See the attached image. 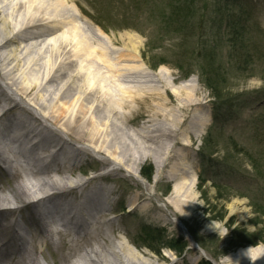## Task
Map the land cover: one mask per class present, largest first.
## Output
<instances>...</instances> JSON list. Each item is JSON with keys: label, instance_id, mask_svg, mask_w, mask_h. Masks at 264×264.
I'll use <instances>...</instances> for the list:
<instances>
[{"label": "rangeland", "instance_id": "obj_1", "mask_svg": "<svg viewBox=\"0 0 264 264\" xmlns=\"http://www.w3.org/2000/svg\"><path fill=\"white\" fill-rule=\"evenodd\" d=\"M51 4L47 2L45 7L34 11L37 18H40L37 24L41 21L54 22L68 17L79 26L86 38L93 42L91 44L96 46L108 44L107 50L110 54L119 53L117 54L119 56L126 50L130 51L132 47L139 49V59L123 58V61H115L117 68H114V73L106 66L100 55L96 56L97 59L94 57L96 64L94 69L100 71L95 74L96 79L100 80L98 86H105V90H109L112 95L111 99L118 101L119 93L128 96L138 89L143 91L152 86L162 85L155 76V73L162 70L164 76L162 80L166 84L173 83L174 86H178L181 83H189L184 93L202 101L197 113L200 120H208L210 123L204 135L197 139L194 134H189L191 123L189 120L185 121L177 136L182 143L189 146L177 148V160H170L164 167L166 178L154 183L159 152L167 146L165 136L170 131L167 118L171 120L176 112L172 110L168 113V109L176 108V102L166 107L164 111L159 110V107L153 109L148 104L151 96L138 98V101L145 100L146 104L137 106L139 112L136 107L124 110L129 120L122 126L123 128L116 126L110 128L104 123V117L107 116L103 113L99 116L96 114L97 119H100L99 130L106 134L97 133L94 139L111 153L106 152L102 156L92 154V157L82 158L74 176L88 179L103 175L110 180L108 186L117 191L115 197L117 204L113 210L118 214L114 219L117 234L121 238L125 237L123 239L126 241L127 237L132 242L130 246L133 249L147 251L155 258L163 257L162 264L203 263L202 259H199V253L194 252L193 248L182 257L175 256L167 249L159 254L156 252L162 246H166L169 240L184 235L180 227L172 221V217L181 218L180 213H175L169 206L166 209L165 204L172 196L175 185L169 176L175 169V163L180 160L188 167L189 176L195 184L193 193L188 190L185 192L187 195L184 196L185 199L183 198L184 201L179 208L181 214L187 216L183 223L189 234L208 258L216 263L240 250L242 247L231 250L228 248L235 241L246 240L247 234L256 232L252 224L256 216L254 205H258L260 209L264 206V0H73L72 12L66 10L67 16ZM12 5L13 0H0V11L6 16V21L12 13ZM26 10L27 8L17 11L14 15L17 19L12 20L13 25L10 24L6 28L10 37L16 36V39L13 43L7 44L4 51L11 55L13 73L24 72V76L36 87L31 97L33 102L37 103L35 106L44 109V101L47 100L49 108L45 109L53 114L61 102L62 92L59 89L62 83L55 80L53 76L55 71L50 73L49 67L53 66L51 60L55 63L59 60L57 55L59 48L56 44L59 43V39H55L56 33L53 36L45 34L38 39L36 45L32 43L35 40H25L23 32L27 26L24 24L28 22ZM77 19H80V22ZM18 23L23 27L20 28L19 25L16 28ZM70 28L72 27L65 29L70 32ZM93 28H99L111 37L112 45L108 43L106 36L98 37L99 40L95 39L90 30ZM238 28L248 33V53L246 49L245 53L249 56L246 55V58L241 57V53L236 50L234 34ZM20 31L22 35H19ZM34 33L35 31H27L30 37L35 35ZM231 42L235 43L234 51ZM31 44H33L30 48L31 53H24V47ZM213 48H216V51L211 52ZM72 50L73 47L69 44L68 54H64L68 59L63 61L70 63L71 70L74 68L73 65L79 63L77 60L70 62L73 59ZM211 55L213 67L208 78L218 85L219 89H223V100L213 97L206 84L204 74L206 69L202 70L205 60L206 63H211ZM59 65L62 64L54 65V70H59ZM135 69H140L141 73L135 72ZM6 72H11V67L6 66ZM114 74L117 75L116 78L113 77ZM131 75L136 79H133L132 83ZM17 79L22 82L19 77ZM148 93L147 91L146 94ZM75 97V92L72 91L65 94L62 100L70 108ZM41 98L44 101L41 102ZM91 113L92 111L88 113L87 119ZM87 122L92 124L93 121ZM40 124V131L44 136L50 140L60 137L63 144H66L59 152V157L71 149L82 147L81 144L77 146L74 141L62 135L58 126L52 123ZM198 128L201 129L196 127V130ZM141 129L143 133L140 132ZM260 129L261 135L257 132ZM4 136L8 138L7 135ZM114 141L118 144L119 150L115 145L114 148L111 147L110 144ZM124 144L127 146L126 150L122 149ZM137 147L145 150L141 154L140 164L135 162L140 156ZM85 148L88 149L87 146ZM41 154V151H37L35 156ZM112 154L129 160L126 162L136 166V172L139 171L140 177L133 178L125 170L119 171V175L112 174L116 169L109 161ZM150 166L154 171L152 182L145 180L141 175L144 167L146 169ZM0 180L7 185L15 183V180L7 177L1 167ZM144 181L148 184L146 187ZM238 199L246 203L249 211L246 220H242L237 213L230 210V205ZM127 200H137L136 211L130 212ZM20 205L28 206L26 203L17 206ZM151 206L154 207L153 210ZM190 206L193 210H190ZM142 209L151 210V213L142 216L148 213L142 214ZM29 210L31 208L28 206L16 217L18 223ZM112 217L110 214L109 218L113 219ZM231 220L233 222L230 225ZM261 227L264 228L263 225ZM236 231H241V235H238V240L230 241L234 237L232 233ZM146 246H152L156 251ZM258 246L264 247V243ZM48 254L50 257L53 253ZM50 259L53 260L52 257Z\"/></svg>", "mask_w": 264, "mask_h": 264}, {"label": "bare ground", "instance_id": "obj_2", "mask_svg": "<svg viewBox=\"0 0 264 264\" xmlns=\"http://www.w3.org/2000/svg\"><path fill=\"white\" fill-rule=\"evenodd\" d=\"M47 2L49 5L52 2L51 5L54 4L53 7L66 16V10L72 12L73 0H13L12 13L8 16V21H6L4 13L0 11V167L3 168L7 177L15 180L13 185H7L0 180V264H162L163 257L155 258L147 251L135 250L130 246L132 242L127 237L126 241L125 237L123 239L117 234L118 230L114 219L118 214L113 212L117 204L115 201L117 191L108 186L110 180L107 176L97 175L83 179L80 176H74V172L82 158L92 157V154L102 156L106 152L111 153L110 150L103 148L97 139H94V135L97 133L106 134L103 130H99L100 119H97L96 114L99 116L103 113L104 116H107V118L104 117V123H107L110 128L115 126L123 128L122 126L129 120V116L124 110L145 105V100L138 101V98L151 96L149 99L151 101L148 104L153 109L159 107V110L164 109L165 111L166 107L172 106L175 102L177 104L176 108L168 109V113L172 110L176 112L171 120L167 118L170 125V131L165 136L167 146L159 152L156 161L154 183H159L163 178H166L164 167L167 162L177 160V148L189 146V144L182 143L177 136V132L185 121L189 120L191 128L188 132L190 135L194 134L197 139L204 135L207 126H209L208 120H200L197 113L199 107L202 106V101L184 93L189 87L188 82L178 86H174L173 83L166 84L162 80V77L164 78L162 70L155 73L162 85L152 86V88L143 91L138 89L129 93L128 96H122L119 93L118 101L111 99L112 95L108 92L109 90H105V86H98L100 80L96 79L95 74L100 71L94 69L96 67L94 57L97 59L96 56L100 55L106 66L114 73V68H117L115 61L123 58L137 60L140 58L139 49L132 47L130 51L126 50L119 56L117 55L119 53L110 54L107 50L108 44H99V46L91 44L93 42L87 39L78 28L79 26L68 17L54 22L41 21L40 24H37L40 18H37L34 11L45 7ZM24 8H27L28 15V22L24 24L27 27L23 32L25 40H35L37 42L33 41L32 43L36 45L38 39L45 34L53 36L56 33L57 38L55 39H59V43H56L59 48L57 52L59 60L57 63L51 60L50 63L53 66L49 67L50 73L55 71L53 74L55 80L62 83L59 89L62 92L61 102L53 114L45 109L49 108V101H44L43 98L40 100L44 101L45 110L35 106L37 103L33 102L31 97H33L32 91L36 87L29 82L28 77L24 76V72L13 73L11 55L4 51L7 44L13 43L16 39V36L10 37L6 28L12 24V20L17 19L14 16L15 13ZM46 20L47 18H45ZM77 20L80 22V19ZM19 25L20 28L23 27L21 23H18L16 28ZM66 27H72L70 32L66 31ZM28 30L35 31V35L30 37L27 34ZM90 30L96 37L95 39L99 40L98 37L106 36V40L112 45L111 37L101 29ZM21 31L19 35H22ZM12 33L14 34V30ZM69 44L73 47V59L70 62H76V60L79 62L78 65H73V70L69 69L71 67L69 62H63L68 59L64 57V54H68ZM32 45L25 46L24 53H31ZM37 49L40 51L38 47ZM31 60H34V55ZM58 63L62 64L59 65L60 69L54 70ZM6 66L11 67V72L7 73L8 69L6 72ZM135 72L141 73L140 69H135ZM113 77L116 78L117 75L114 74ZM131 78L130 82L132 83L134 79L132 75ZM72 91L75 92L76 97L69 108L62 99L65 94ZM147 91L148 94H146ZM86 109L89 112L92 111L88 119L89 112ZM137 112H139L138 108ZM68 119L75 120V122L70 123ZM87 120H92V124ZM40 122L58 126L62 135L74 141L77 146L81 144L82 147L76 146L77 148L71 149L64 156L59 157V152L66 147V144H63L60 137L50 140L44 136L40 131ZM196 127H201V129L196 130ZM140 132L143 133L142 129ZM4 135H7L8 138L6 139ZM94 140L98 143L95 144ZM110 145L112 148L115 145L118 149V144H115V141ZM126 147L125 144L122 145L123 150H126ZM137 148V153L140 156L135 162L140 164L141 154L145 150L141 147ZM37 151H41L42 154L35 156ZM127 155L130 156L128 152ZM119 157L112 154V158H109L111 166L116 168L112 174L119 175V171L125 170L133 178L140 177L139 171L136 172V166L127 163L126 161L129 160H125L124 157L122 159ZM175 164L176 170L174 169L169 176L170 180L175 183L173 194L165 201V204L167 205L166 209L169 206L175 213H180L181 218L172 217V221L184 233L183 237L176 239H183L188 246L182 254L166 247L160 249V252L167 249L175 256L182 257L185 252H189L193 248L194 252L199 253V259H202L203 263L236 264L238 261L239 264H252L243 254L250 249L245 248L246 246L242 247L243 249L238 247L241 249L216 263L208 258L205 251L192 238L183 223L187 216L181 214L179 208L184 201V196L187 195L185 192L188 190L193 193L195 184L189 176L188 167L184 166L180 160ZM142 177L149 181L143 175ZM143 184L145 187L148 185L145 181ZM136 201H126L131 208V213L138 208ZM23 203L28 204L31 208L29 214L21 219V223H25L29 227L26 233L16 218L28 207L17 206ZM48 203H51L55 208L54 214L51 210L49 212L46 207ZM151 208L154 209L153 206ZM190 210H193L192 206H190ZM230 210L232 213H237L242 220L248 218L249 211L243 200H235L230 205ZM141 213H147L142 215L146 216L151 213V210L142 209ZM110 214L113 215V219L109 218ZM251 247L253 250H264V247L258 245ZM146 248L156 251L152 246H146ZM156 252L159 254L158 251ZM48 253H53L50 256L53 260L48 257ZM255 264H264V255L260 256Z\"/></svg>", "mask_w": 264, "mask_h": 264}, {"label": "trees", "instance_id": "obj_3", "mask_svg": "<svg viewBox=\"0 0 264 264\" xmlns=\"http://www.w3.org/2000/svg\"><path fill=\"white\" fill-rule=\"evenodd\" d=\"M236 36V50H238L241 53V57L246 58V55L249 56L248 54V47H247V36L248 33L247 31L238 28L234 34ZM232 43V42H231ZM235 45V43L233 42L232 45ZM234 45H233V49L232 51H234ZM245 49H246V53H245ZM212 51H216V48H213L211 50ZM203 53V52H202ZM215 54V53H213ZM205 55V54H204ZM205 57L207 58V55H205ZM211 63H206V60L204 61V65L202 66V70L204 71L205 69V76H206V84L207 86L210 88V91H212V95L215 99L217 100H223L224 99V94L222 93L223 89L218 87V85H215V83H212L210 78H208V74H210L212 71V65H213V55H211ZM257 132L261 135L262 133V129L257 130ZM206 144V141H205ZM154 171L153 168L150 166L148 168L143 169V173L142 175L147 178L149 181L152 180ZM255 207V218L252 221V224L255 226L256 228V232L254 233H250L247 234V239L246 240H241L239 241L237 238L241 235V231H236L235 233H232V240H238V242L235 241L234 244H232L231 246H229L228 250H231L233 248H238V247H244V246H257L261 243H264V228L261 227V225L264 226V206L263 209H260L258 205H254ZM233 221H230V225ZM239 235V236H238ZM163 238V237H162ZM153 240H155V238H153ZM188 246V244L186 242H184L183 239H171L168 241L166 246H162L160 249L166 247L169 248L173 251L178 252V254H182L185 250L186 247ZM160 249L158 250V252L160 253ZM202 264H207V263H202Z\"/></svg>", "mask_w": 264, "mask_h": 264}, {"label": "clouds", "instance_id": "obj_4", "mask_svg": "<svg viewBox=\"0 0 264 264\" xmlns=\"http://www.w3.org/2000/svg\"><path fill=\"white\" fill-rule=\"evenodd\" d=\"M243 254L252 262V264H255V261L260 258V256L264 255V250H253L250 248ZM236 264H239V262L237 261Z\"/></svg>", "mask_w": 264, "mask_h": 264}]
</instances>
